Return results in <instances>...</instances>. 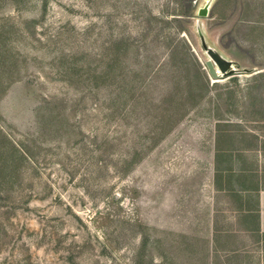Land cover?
<instances>
[{"label": "rangeland", "instance_id": "1", "mask_svg": "<svg viewBox=\"0 0 264 264\" xmlns=\"http://www.w3.org/2000/svg\"><path fill=\"white\" fill-rule=\"evenodd\" d=\"M205 1L0 0V264H264V0Z\"/></svg>", "mask_w": 264, "mask_h": 264}, {"label": "water", "instance_id": "2", "mask_svg": "<svg viewBox=\"0 0 264 264\" xmlns=\"http://www.w3.org/2000/svg\"><path fill=\"white\" fill-rule=\"evenodd\" d=\"M210 2L211 0H206L205 3L197 9V14L200 16L206 15ZM201 45L208 55V58L205 60V67L212 78H217L219 76L215 66L220 71L221 75L230 74L236 70L231 60L224 58L217 50L206 45L203 38H201Z\"/></svg>", "mask_w": 264, "mask_h": 264}, {"label": "crops", "instance_id": "3", "mask_svg": "<svg viewBox=\"0 0 264 264\" xmlns=\"http://www.w3.org/2000/svg\"><path fill=\"white\" fill-rule=\"evenodd\" d=\"M257 226L264 233V190H260L257 195Z\"/></svg>", "mask_w": 264, "mask_h": 264}, {"label": "trees", "instance_id": "4", "mask_svg": "<svg viewBox=\"0 0 264 264\" xmlns=\"http://www.w3.org/2000/svg\"><path fill=\"white\" fill-rule=\"evenodd\" d=\"M19 151H20V152H19V153H20V154H19V157H24V156H26V155H25V151H22V150H19Z\"/></svg>", "mask_w": 264, "mask_h": 264}]
</instances>
